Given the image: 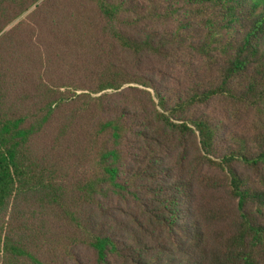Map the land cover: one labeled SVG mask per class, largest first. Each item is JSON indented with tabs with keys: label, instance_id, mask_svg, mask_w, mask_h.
Segmentation results:
<instances>
[{
	"label": "trees",
	"instance_id": "16d2710c",
	"mask_svg": "<svg viewBox=\"0 0 264 264\" xmlns=\"http://www.w3.org/2000/svg\"><path fill=\"white\" fill-rule=\"evenodd\" d=\"M0 264H264V0H0Z\"/></svg>",
	"mask_w": 264,
	"mask_h": 264
}]
</instances>
